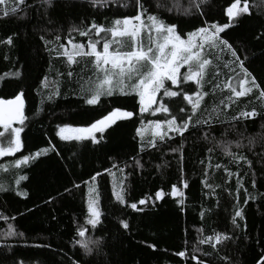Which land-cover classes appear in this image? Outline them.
Instances as JSON below:
<instances>
[{
    "label": "trees",
    "instance_id": "1",
    "mask_svg": "<svg viewBox=\"0 0 264 264\" xmlns=\"http://www.w3.org/2000/svg\"><path fill=\"white\" fill-rule=\"evenodd\" d=\"M177 1V0H172ZM183 6H187V0H180ZM35 3V0H28ZM252 4V16L245 17L241 24L222 33L230 43L237 49H242L249 59L246 66L264 84V40H257L255 37L260 31H264V5L260 0H250ZM225 0H211L206 6L207 17H185L178 14H164L166 20L177 23L178 28L184 32L192 31L195 27L201 26V21L207 19L209 22H226L223 9L227 7ZM146 7L155 10L154 0H148ZM29 16L24 20L15 17L0 19V41L9 35H14L12 45L0 43V77L4 73L19 70L22 73L20 86L26 93V115L29 121L24 126L21 133L22 139L26 143V151H35L37 147H46L48 139H53L57 144L60 155L50 153L47 157H41L27 167L19 169L13 166V158H0V213L9 217H16L9 220L14 224L17 231L25 234V239L11 238L7 241L9 247H4L0 243V264H15L23 260L24 264H71V257L79 264H184L180 258L174 256V252L183 247L191 251V247L197 240V229L202 228L204 235H211L213 230L221 231L230 228V217L233 214L232 204L235 202L236 177L228 178L223 168L209 169L208 182L216 189V195L205 197V189L201 184L204 179L202 167L199 163L205 160L207 165V147L212 145L203 140L202 134L188 136L184 144L183 167L189 187L185 191L184 211H179L180 206L173 198L165 197L158 202L155 208H145L143 212H136L130 208L120 206L112 196L114 183L119 184L124 179L126 200L128 203L135 202L144 197L145 194H153L155 190L164 188L169 190L171 184L178 183L181 161L176 155L167 152V149H148L145 153H140L142 157L143 169L133 172V161L131 156L136 155L137 142L139 137H135V128L139 126V120L135 122H118L119 127L109 130L106 139L100 144H92L89 141L83 143L64 142L55 137L54 129L57 124L64 122L72 126H82L87 120L104 113L107 105H100L97 108H89L84 105L73 92L77 89L74 82L67 80L66 74L69 70L74 72L73 81L83 74L85 79L92 75V66L81 73L82 65L73 64L71 68L67 64V58L58 56L55 51L45 48L39 39L41 32L34 28L39 23L41 29H47L44 35L47 39H54L56 34L61 36L60 43L67 46V40L83 43L85 37H80L78 32L70 30L74 27L86 26L93 19L97 23L109 25L115 18L122 14H134V9L117 8L115 5L107 7H92L89 0H55L49 12V18L53 21L51 25L47 19L38 21L35 8L28 10ZM214 59V57H213ZM215 62V61H214ZM63 74V75H60ZM48 76L49 81H57L56 85L50 88L40 87V81L44 76ZM226 78L228 71L223 70ZM211 78V70L209 74ZM7 79V78H6ZM210 87L206 85V89ZM59 89L61 95L53 101H44L43 111L33 116V111L41 106L43 95L49 91ZM15 84L0 81V98H12L14 91H17ZM222 95L217 91L215 97L211 94L205 97L204 105L211 107L213 103H218ZM178 99V98H174ZM131 98L121 97L117 103L122 105L132 104ZM264 101H256L254 96L240 98L227 113H222L220 119L227 121L237 111L245 107L256 106L261 110ZM159 115V114H158ZM205 113L201 112L200 116ZM155 119L156 117H149ZM162 118V117H161ZM17 126V125H15ZM3 129H0L2 131ZM243 130V129H241ZM259 131V121L256 124L249 123L247 133ZM223 128L216 125L212 135L217 140L222 139ZM150 132L145 136L150 137ZM228 139L235 137L229 135ZM177 144L179 143V137ZM246 143V141H245ZM177 144H173L176 147ZM233 151H236L233 148ZM243 151H246L243 150ZM212 164L221 163L228 165L230 170L235 172L236 165L229 164V158L216 148L211 154ZM251 158V154H249ZM16 158H19L17 154ZM117 163L118 167L112 169L115 174L109 175L103 172L105 168H111L112 163ZM167 162V163H165ZM125 167V172L121 174L119 167ZM157 165H161L157 169ZM246 166H241V175ZM96 171H101L103 175L97 178L96 188L100 196V208L103 213L102 225L98 230H92L86 235L93 239H100L99 250L94 249L93 253L85 254L79 246H73L70 240L73 238L75 225L73 217L81 222L87 214V200L89 198V187L91 182L85 185L84 180H89L90 175ZM257 190L251 188L250 177H245V187L249 192L257 195L255 201L249 200L248 205H243L244 193L241 189V207L244 209L247 224L244 232L250 233V239L246 245L239 248L228 245L221 255L229 254L237 264H255L258 258L259 247L257 240L264 235V198H260L259 193H264V172L260 171V164H256ZM20 175H25L27 179L16 184ZM225 180L228 181L225 184ZM80 184V188H74L73 184ZM229 188L233 193L232 197L223 188ZM65 188H70L71 193H66ZM16 191L27 192L28 196L16 195ZM52 199L51 202H48ZM217 200L219 204L217 205ZM211 208V212H206L201 219V208ZM31 211H28V210ZM23 213V215H20ZM55 217V219H53ZM127 219L130 224L129 230L119 227V220ZM7 224L0 220V230H5ZM243 233H238L242 235ZM142 241L144 243H142ZM187 241V245H185ZM50 245V247H36V245ZM147 244H155L156 249L147 247ZM204 252H211L208 245H201ZM231 250V251H229ZM199 255V253L197 254ZM206 262L215 264L214 256H204ZM191 264H196L191 261Z\"/></svg>",
    "mask_w": 264,
    "mask_h": 264
},
{
    "label": "snow or ice",
    "instance_id": "2",
    "mask_svg": "<svg viewBox=\"0 0 264 264\" xmlns=\"http://www.w3.org/2000/svg\"><path fill=\"white\" fill-rule=\"evenodd\" d=\"M89 2L95 8L108 5H115L117 8L131 6L134 14H122L107 26L93 19L82 28L74 27L69 35L78 32V35L85 37L86 41L73 42V39L69 38L67 46L60 43L59 34H56L54 39H47L44 35L47 29H41L39 23L34 25V28L41 32L39 39L45 48L50 52L55 51L58 56L66 57L70 68L73 64L82 65L81 73H83L88 64H91L92 75L87 79L81 74L73 81L74 72L72 70L67 72V80L78 86L73 95L89 108L107 105L99 118L93 117L82 126H72L64 122L57 124L54 129L55 137L64 142L89 141L92 144H100L106 139L110 129L119 127L118 122H135L138 119L139 126L135 128L134 137V139L139 137L136 155L130 157L133 161L132 171L143 169L140 153H145L148 149L166 148L168 153L176 155L181 161L178 183L171 184L169 190L159 188L153 194H145L139 200L128 203L124 179H121L118 185L114 183L112 196L120 206L136 212H143L145 208H155L165 197H171L180 206L179 211L183 212L184 189L189 187L182 163L184 144L188 136L202 134L203 140L212 145L207 147V165L205 160L199 161L203 166L204 176L201 184L205 189L210 190L205 191V197L210 194L215 196L216 189L221 187L219 184L214 186L208 182L209 169L223 168L228 178L236 177L235 202L232 204L233 214L230 217L231 227L221 231L214 229L211 235H204V230L198 228L197 240L192 245L191 251L183 247L176 250L174 256L180 258L184 264H191V261H195L196 264H212L203 258L209 255L215 257V264H237L232 255L227 253L221 255V252L228 245L237 248L246 245L250 239V233L243 231L247 228V224L244 223L242 227L241 223L245 220V215L241 207L240 191L243 190L245 206L248 205L249 200L257 199V195H253L248 187H245V177H250L251 188L257 190V163L260 164V171L264 172V105L261 110L256 106L242 108L227 121L221 120L220 115L227 113L232 105L243 97L254 96L256 101H264V84L259 82L246 66L249 57L245 51L237 49L221 34H226L227 30L239 26L246 16L249 18L252 16L250 0H225L228 6L222 11L227 18L226 22L223 19L219 22H209L204 19L201 21V26L187 32L180 30L177 23L166 20L164 14L207 17L206 6L211 0H187V6L182 8L178 2L174 3L172 0H154L155 10L146 7L148 0H89ZM54 3L55 0H35L34 4L29 3L28 0H0V19L15 17L24 20L29 16L28 10L35 8L38 21L47 19V23L51 25L53 21L49 18V12ZM260 3L264 5V0H260ZM14 35L7 36L0 43L12 45ZM255 38L264 40V31H260ZM225 69L228 71L226 78L223 75ZM210 70L211 78H209ZM21 77L22 73L19 70L4 73L0 77V81L15 84L18 89L13 92L12 98H0V129H3L0 131V158L12 157L13 166L17 169L27 167L41 157L49 156L50 153L60 155L53 139L47 140L46 147H37L35 151H28L25 154L26 143L21 133L25 130L24 126L29 121V116L26 115L25 110L26 93L20 86ZM56 84L57 81H49L47 75L40 81V87L43 89ZM206 85L210 86L207 90H205ZM217 91L227 95H222L219 102L213 103L210 108L205 106V97L210 94L215 97ZM41 95L43 96L41 106L33 111V116L43 111L45 100L53 101L61 93L57 88L49 91L47 95L42 93ZM121 97L131 98L133 101L131 106L117 103ZM201 112L205 115L200 116ZM257 121H259V131L246 134L248 124H256ZM13 124L17 126L13 127ZM216 125L223 128L220 140L212 135ZM146 132H150V137L146 138ZM229 135L235 139H228ZM177 137H179L178 144ZM173 144L177 146L173 147ZM216 148L229 158V164L236 165L235 172L230 170L228 165L212 164L211 154ZM233 148L236 151H233ZM245 149L246 151H243ZM17 154L19 158H16ZM241 166H246L243 175L240 174ZM0 167H3V164H0ZM117 167V163L114 162L111 168H105L103 172L114 176L112 169ZM125 167H128L127 163L124 167H119L121 174L125 172ZM156 167L159 169L161 165ZM102 175L101 171H96L90 175L89 180L82 181L85 185L91 182L87 214L82 222L73 217L75 228L70 243L79 246L85 254H91L94 249L99 250L101 246L100 239H93L86 234L98 230L102 225L103 213L96 188L97 178ZM25 179H27L25 175H20L16 184L19 185L20 181ZM227 183L228 181L225 180V184ZM73 187L78 189L80 184L74 183ZM3 190L0 187V191ZM64 191L71 193L70 188H65ZM222 191L227 192L229 197L233 196L227 187ZM16 195L26 198L28 193L16 191ZM259 196L264 198V193H259ZM52 199L54 198H50L48 202ZM218 204L219 200H217ZM211 210L202 207L201 219ZM10 219L15 220L16 217L0 213V220L7 224L5 230H0V243L4 247H9L7 241L11 238L25 239V234L17 231L14 224L9 223ZM119 227L129 230V221L120 219ZM238 233L243 234L238 235ZM187 243L185 241V245ZM256 243L260 250L255 264H264V235L259 237ZM201 245H208L212 251L204 252ZM41 246L50 247L47 244L36 245V247ZM147 247L156 249L155 244H147ZM69 259L71 264H79L77 260L71 257ZM15 264H24V262L20 260Z\"/></svg>",
    "mask_w": 264,
    "mask_h": 264
},
{
    "label": "rangeland",
    "instance_id": "3",
    "mask_svg": "<svg viewBox=\"0 0 264 264\" xmlns=\"http://www.w3.org/2000/svg\"><path fill=\"white\" fill-rule=\"evenodd\" d=\"M172 2H174V3L178 2L181 8H182V7H184V6H183V3H181V1H180V0H177V1H172ZM182 71H183V69H182ZM13 127H16V126H13Z\"/></svg>",
    "mask_w": 264,
    "mask_h": 264
},
{
    "label": "water",
    "instance_id": "4",
    "mask_svg": "<svg viewBox=\"0 0 264 264\" xmlns=\"http://www.w3.org/2000/svg\"><path fill=\"white\" fill-rule=\"evenodd\" d=\"M25 108H26V101H25ZM16 124H13V126H15Z\"/></svg>",
    "mask_w": 264,
    "mask_h": 264
}]
</instances>
